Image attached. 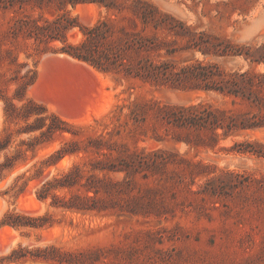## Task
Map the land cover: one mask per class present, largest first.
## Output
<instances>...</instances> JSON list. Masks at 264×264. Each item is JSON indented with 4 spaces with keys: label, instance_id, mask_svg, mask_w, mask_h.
Listing matches in <instances>:
<instances>
[{
    "label": "rangeland",
    "instance_id": "rangeland-1",
    "mask_svg": "<svg viewBox=\"0 0 264 264\" xmlns=\"http://www.w3.org/2000/svg\"><path fill=\"white\" fill-rule=\"evenodd\" d=\"M72 1L0 0V135L11 137L0 162L34 134L16 133L33 117H7L6 99L19 107L30 98L66 122L64 132L37 148L34 157L27 150L26 160H17L0 178V220L5 212L46 214L44 227L0 225V264H264V157L239 151L264 150L247 143L264 145V128L209 144L208 130L188 129L163 113L199 102L232 107L227 98L104 72L58 50L84 39L81 26L103 21L108 34L101 47L125 29L153 34L160 48L149 57L159 63L179 69L199 61L243 71L248 62L242 56L204 55L193 45L203 36L221 47L264 48V0H146L189 28L178 24V33L166 25L143 30L130 7L134 0ZM59 15L72 26L64 41H48L46 48L30 31ZM255 69L264 71V64ZM66 142L81 150L48 167L44 178L29 180L33 163ZM234 142L241 144L232 148ZM132 153L162 162L151 171L113 170L127 169ZM74 165L95 172V211L71 212L50 205V196L44 201L35 196L45 178ZM57 194L69 196L64 189ZM51 247L56 250L45 252L53 259L37 256Z\"/></svg>",
    "mask_w": 264,
    "mask_h": 264
},
{
    "label": "trees",
    "instance_id": "trees-1",
    "mask_svg": "<svg viewBox=\"0 0 264 264\" xmlns=\"http://www.w3.org/2000/svg\"><path fill=\"white\" fill-rule=\"evenodd\" d=\"M76 2H99L102 0H73ZM107 8H118L115 5L105 4ZM133 14L141 20L144 27L150 26L153 30L166 25L169 29L178 33L176 25L184 23L167 13H162L157 6L146 0H134L130 4ZM132 21V20H130ZM45 24H36L30 31L31 35L39 42L47 43L51 40H65V34L71 28L64 15H59L53 20H45ZM185 27V26H184ZM84 39L79 44H68L58 48V50L79 60L86 61L94 67L109 72L112 70L123 71L126 76L137 77L143 81L154 84H170L182 89H196L206 92H214L222 98H227L232 107L216 106L209 102H199L198 104L188 106H172L164 111V117L175 121L179 125L188 129L208 130L206 137L209 144H215L219 137L226 138L230 135L242 131L259 130L264 128V71L256 70V65L264 64V48L259 47L254 50L243 47L234 48L231 44L221 47L218 44H211L203 36H200L193 47L202 54H212L214 56H234L240 55L248 62V68L243 71L226 70L217 63H202L196 61L179 69L174 68L167 62H157L149 57V53L157 51L160 48V42L151 34L146 35L142 32L126 31L122 29V36L116 38L105 47H101L103 41L107 38L108 31L103 27V21L98 22L92 27H80ZM185 29H189L185 27ZM137 57V61L134 60ZM32 79L24 80L19 90L25 89ZM15 97L21 98L19 92ZM225 102V101H224ZM43 104L37 103L32 99H27L22 105L16 107L9 99H6L5 113L7 117L16 116L27 121L33 117L31 122L16 129V133L22 132L34 133L28 140L21 139L15 154L8 156L0 162V178L4 176L5 170H11L15 162L19 159L25 161L26 151H32V157L35 156L37 148L48 144L55 134H60L66 130L65 121L55 113H46ZM218 129L221 133H218ZM11 137L0 135V152L6 150L10 145ZM253 146L264 148V145L257 141L247 142ZM62 146L48 154L45 158L35 163L32 167L33 172L29 175L30 179L44 178V171L51 165H55L66 155L76 154L81 149L77 147L76 142H66ZM241 143L234 142V146ZM25 146L24 148L22 146ZM70 145L71 147H66ZM241 152L251 151L258 156L264 157L262 149H239ZM162 160L153 159L146 156L132 153L127 158V169L131 172L137 169L154 170ZM91 170H95V159L90 161ZM21 177V176H20ZM116 183H119L116 181ZM26 186V182L19 187L18 193ZM66 190L69 196H60L58 190ZM98 189L95 187V172L84 173L82 169L74 165L73 167L62 170L58 175L45 178L35 190V196L39 200H46L51 197L50 205L62 207L71 212L88 213L95 211V194ZM17 193V194H18ZM46 214L38 216L24 215L21 213L5 212L0 220V225H11L13 227L46 226ZM51 249L55 251L56 249ZM40 251V250H39ZM39 253L37 256L44 260L53 259L51 253Z\"/></svg>",
    "mask_w": 264,
    "mask_h": 264
}]
</instances>
